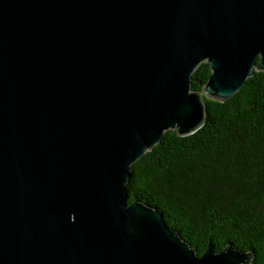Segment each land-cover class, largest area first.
Returning <instances> with one entry per match:
<instances>
[{
    "label": "water",
    "instance_id": "obj_1",
    "mask_svg": "<svg viewBox=\"0 0 264 264\" xmlns=\"http://www.w3.org/2000/svg\"><path fill=\"white\" fill-rule=\"evenodd\" d=\"M208 62L202 90L193 73ZM264 72V0H0V264H249L129 202L131 166Z\"/></svg>",
    "mask_w": 264,
    "mask_h": 264
},
{
    "label": "trees",
    "instance_id": "obj_2",
    "mask_svg": "<svg viewBox=\"0 0 264 264\" xmlns=\"http://www.w3.org/2000/svg\"><path fill=\"white\" fill-rule=\"evenodd\" d=\"M208 62L193 73L202 90ZM206 120L194 133L167 130L160 143L130 169L129 202L141 200L164 213L199 254L232 244L264 264V72L256 71L232 97H207Z\"/></svg>",
    "mask_w": 264,
    "mask_h": 264
}]
</instances>
